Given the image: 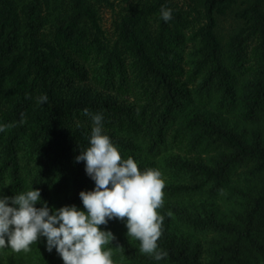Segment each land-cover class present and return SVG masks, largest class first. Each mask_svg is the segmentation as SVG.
<instances>
[{
  "label": "trees",
  "instance_id": "16d2710c",
  "mask_svg": "<svg viewBox=\"0 0 264 264\" xmlns=\"http://www.w3.org/2000/svg\"><path fill=\"white\" fill-rule=\"evenodd\" d=\"M84 109L164 183L167 255L141 253L113 219L101 227L114 264H264V0H0L3 194L34 187L50 207L83 208ZM0 264L63 261L40 238L0 248Z\"/></svg>",
  "mask_w": 264,
  "mask_h": 264
},
{
  "label": "clouds",
  "instance_id": "9594fccd",
  "mask_svg": "<svg viewBox=\"0 0 264 264\" xmlns=\"http://www.w3.org/2000/svg\"><path fill=\"white\" fill-rule=\"evenodd\" d=\"M160 15L169 21L171 9L162 7ZM47 99L42 95L38 102ZM83 111L90 116L92 127L88 147L80 148L75 160L84 162L95 185L92 190L80 191L83 208L75 204L50 207L39 188L12 196L0 189V248L28 251L33 242L44 238L47 251L55 249L63 264H114L112 249L105 247L114 235L101 226L120 219L127 237L140 242L141 253L162 260L167 253L157 243L163 220L156 211L164 187L160 172L152 168L141 171L133 157L122 158L103 130V114Z\"/></svg>",
  "mask_w": 264,
  "mask_h": 264
},
{
  "label": "rangeland",
  "instance_id": "374dc122",
  "mask_svg": "<svg viewBox=\"0 0 264 264\" xmlns=\"http://www.w3.org/2000/svg\"><path fill=\"white\" fill-rule=\"evenodd\" d=\"M112 13L109 9L104 10V26L106 29H111Z\"/></svg>",
  "mask_w": 264,
  "mask_h": 264
}]
</instances>
